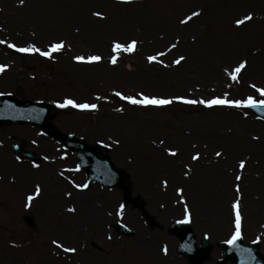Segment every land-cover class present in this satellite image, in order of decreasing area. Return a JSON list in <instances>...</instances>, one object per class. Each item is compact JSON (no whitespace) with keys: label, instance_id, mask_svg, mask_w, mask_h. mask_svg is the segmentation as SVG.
I'll return each mask as SVG.
<instances>
[{"label":"rangeland","instance_id":"374dc122","mask_svg":"<svg viewBox=\"0 0 264 264\" xmlns=\"http://www.w3.org/2000/svg\"><path fill=\"white\" fill-rule=\"evenodd\" d=\"M248 15L251 20L237 25ZM0 41V96L55 107L52 125L101 147L126 172L139 203L124 205L119 188L86 189L88 178L77 169L75 156L40 129L0 125V138L9 140L7 150L19 172L53 166L73 177L82 193L97 190L113 197L102 221L89 220L92 227L81 225L82 232L70 234L76 251L64 257L55 236L68 226L49 214L42 197L29 200L20 174L15 172L14 192L7 188L9 178H2L0 264H37L50 248L52 262L46 264H187L177 253L178 240L165 230L183 221L191 223L199 243L211 241L212 260L205 264H216L223 245L237 233V211L240 236L246 244H259L264 256V121L244 109L250 97L264 100L257 91L264 89V0H0ZM132 41L134 51H113L116 42ZM57 43L63 49L51 52ZM33 46L40 51L17 50ZM46 51L51 57L40 54ZM81 56L102 59L80 62ZM241 63L246 66L235 73ZM116 92L173 103L134 105ZM176 97L245 106L208 108ZM69 99L98 107H62ZM15 145L34 152L38 162L17 159ZM140 207L158 226L146 223ZM26 215L34 217L35 229L23 222ZM116 223L135 236H120Z\"/></svg>","mask_w":264,"mask_h":264},{"label":"water","instance_id":"95a60500","mask_svg":"<svg viewBox=\"0 0 264 264\" xmlns=\"http://www.w3.org/2000/svg\"><path fill=\"white\" fill-rule=\"evenodd\" d=\"M253 110L264 117V106H257L253 108ZM54 114V109L43 104H22L10 96H2L0 98V124L31 123L41 127L48 136L64 144L77 155L80 163L79 166L87 171L90 176V181H97L109 187L120 186L124 191L125 202L135 203V200L131 199V190L130 187L126 185L127 179L124 173L113 167L108 158L99 156L95 149L87 147L83 141L76 139L72 135H63L54 129L49 124V120ZM25 155L33 158L31 154ZM146 219L151 226L155 225L151 217L146 215ZM27 222L29 225L33 226V221L30 218L27 219ZM118 230L125 232L124 234L128 233L127 230L123 228H118ZM170 233H176L180 236V250L182 254L190 257V263L195 264L194 256L190 253L193 248V237L190 226H173L170 229ZM233 244V247H228L226 249L227 259L235 261L236 264H264V258L259 254L258 246L246 247L239 239ZM209 250V244H204L202 250L198 253L197 259L199 262L197 264H201L203 260L208 258Z\"/></svg>","mask_w":264,"mask_h":264},{"label":"bare ground","instance_id":"6f19581e","mask_svg":"<svg viewBox=\"0 0 264 264\" xmlns=\"http://www.w3.org/2000/svg\"><path fill=\"white\" fill-rule=\"evenodd\" d=\"M9 140L7 138H0V181L2 178L8 177L9 184L7 188L12 192L18 189V184H16V173L20 174L22 178H25L23 182V187L30 197L33 199L43 198L44 204H47V210L49 214L52 213L54 218H56L62 225L68 226V230L64 231L59 228L58 235L55 236L59 241L58 245H62L63 256H72L71 251H65L64 249H76L73 248V243L70 239V234L73 232L78 233L81 231L82 226H91V221L97 223V219L104 216L105 210L108 207V202L112 200V196H103L99 191H94L91 195H86L82 193L73 177L61 175L53 166L45 167L42 172H19L16 168V162L13 161L9 151L7 150ZM16 187V188H15ZM37 187H39V193L37 194ZM32 189V191H31ZM31 192V193H30ZM36 192V193H35ZM103 200L100 202L99 200ZM74 209V210H73ZM91 220V221H89ZM96 226L99 227V224ZM92 227V226H91ZM98 227L96 228L98 230ZM63 233H68L67 235ZM56 241V240H55ZM54 241V243H55ZM59 247V246H58ZM54 249H49L46 252L45 257L39 260L37 264H46L52 262L51 251ZM88 250L83 252V257L88 263ZM62 255V254H61ZM6 260H9L6 258ZM11 261V260H10ZM1 264H9L8 261ZM80 264V262H77Z\"/></svg>","mask_w":264,"mask_h":264},{"label":"snow or ice","instance_id":"6c2138e0","mask_svg":"<svg viewBox=\"0 0 264 264\" xmlns=\"http://www.w3.org/2000/svg\"><path fill=\"white\" fill-rule=\"evenodd\" d=\"M21 3H23V0H21ZM95 15L101 16V13H95ZM192 15L195 16V15H198V13H193ZM188 19H191V17H188ZM251 19H252L251 15H248V16L244 17L243 19L238 20L236 23H237V25H240V24H243L246 21L251 20ZM184 22H186V21H184ZM0 42H2V41H0ZM174 46L175 45H173V47ZM10 47H15V45H10ZM63 47H64L63 43H57V44L52 46L51 52L59 51V50L63 49ZM135 48H136V41H132L127 46H125L124 44L116 42L114 44L113 51L117 52V53L120 52V51L132 52V51L135 50ZM17 50L20 51V52H29V51L39 52L40 51L38 48H35L34 46L31 49L30 48H18ZM51 52H47L46 51V52H41L40 54L44 55L46 57H51ZM160 55H163V53H160ZM76 59L78 61H80V62L92 63V62H99L102 58L100 56H91L87 60H85V58L81 56V57H76ZM183 59H184V57L181 56L179 59H177L175 61V63L176 64H180ZM148 60L150 62L156 61V57L155 56H150V57H148ZM111 62L113 64H115L117 62V58L113 57ZM245 66H246V63H241L235 69V73H239ZM2 71H4V68L2 66H0V72H2ZM232 79L236 80L237 76L235 74H233L232 75ZM253 87H255V86L253 85ZM257 91L260 92L261 96H264V89H257ZM115 95L120 96L121 99L127 100L129 103L134 104V105L139 104V105H143V106H150L151 105V106H156V107H162V106H167V105H170V104L173 103V99H163V98H156V97L149 98L148 96H144L143 99H136V98L130 97V96H123L120 92H116ZM175 99L179 100L180 102L186 103V104H192V105L202 104V105H204L205 107H208V108H211V107H214V106H222V105H226V106H230V107L245 106V102L244 101H228L227 99H220V98H213V99H210V100H207V101L202 100V99L197 101L195 99H185L183 97H176ZM246 103H247V106H250V107H253V108L257 107L258 105L259 106H264V100H260L259 102H257L256 100L252 99L251 97L248 99V101ZM69 105L72 106V107H75V108H80V109H85V110H89V109L90 110H97V107H98L96 104H87V103H85V104H77L74 100H71V99L66 100L65 104H63L61 106L65 107V106H69ZM120 111H123V109H120ZM169 154L175 156L177 153L175 151L169 150ZM216 155L220 156L221 153L217 152ZM193 159H199V156L196 155V156L193 157ZM240 167L241 168L244 167V162L243 161L241 162ZM237 179H239V177H237ZM39 191H40L39 187H37V194L39 193ZM31 199H32V197H29V200H31ZM237 207H238V205H237ZM239 220H240V215H239V211H237V233L233 237V240L230 241V243H234L240 236ZM58 246L59 247H63L62 245H58ZM64 250L65 251H71V252H75L76 251L75 249H67V248H65Z\"/></svg>","mask_w":264,"mask_h":264}]
</instances>
